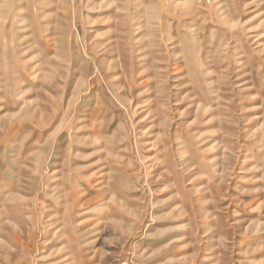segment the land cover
Here are the masks:
<instances>
[{"label":"rangeland","instance_id":"obj_1","mask_svg":"<svg viewBox=\"0 0 264 264\" xmlns=\"http://www.w3.org/2000/svg\"><path fill=\"white\" fill-rule=\"evenodd\" d=\"M0 264H264V0H0Z\"/></svg>","mask_w":264,"mask_h":264}]
</instances>
